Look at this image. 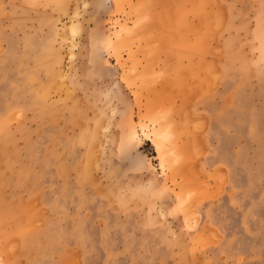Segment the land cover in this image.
<instances>
[{"label": "rangeland", "instance_id": "rangeland-1", "mask_svg": "<svg viewBox=\"0 0 264 264\" xmlns=\"http://www.w3.org/2000/svg\"><path fill=\"white\" fill-rule=\"evenodd\" d=\"M206 1L0 0V264H264V0Z\"/></svg>", "mask_w": 264, "mask_h": 264}, {"label": "bare ground", "instance_id": "bare-ground-1", "mask_svg": "<svg viewBox=\"0 0 264 264\" xmlns=\"http://www.w3.org/2000/svg\"><path fill=\"white\" fill-rule=\"evenodd\" d=\"M208 20H209V19H208ZM210 22H211V21H210ZM145 24H146V23H143V21H142V25L145 26ZM139 26H140V24H139ZM75 27H76V26H75ZM141 27H143V26H140L139 28L142 29ZM139 28H138V29H139ZM140 29H139V30H140ZM198 29H199V28H198ZM136 31H138V30L136 29ZM141 31H142V32H140V31H138V32L144 34V31H145V30L142 29ZM201 32H202V31H201ZM194 34H195V33H194ZM62 36H63V35H62ZM159 36H160V34H159ZM183 76H184V75H183ZM173 82H174V81H173ZM147 91H148V90H147ZM160 145H161V144H159V145L157 144L158 147H159ZM160 148H161V147H159V152H160ZM160 153H161V152H160ZM173 158H174V157H173ZM161 159H164V158H161ZM173 167H174V166H173ZM185 189H186V188H185ZM182 197H183V196H182Z\"/></svg>", "mask_w": 264, "mask_h": 264}, {"label": "crops", "instance_id": "crops-1", "mask_svg": "<svg viewBox=\"0 0 264 264\" xmlns=\"http://www.w3.org/2000/svg\"><path fill=\"white\" fill-rule=\"evenodd\" d=\"M205 2H207V1H206V0H204V3H205ZM145 27H146V24H145V26H144L143 30L145 29ZM141 32H142V31H141ZM114 71H118V70H117V68H116V69H113V73H114ZM120 73H121V72H120ZM115 86H116V84H115Z\"/></svg>", "mask_w": 264, "mask_h": 264}]
</instances>
